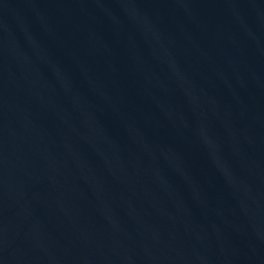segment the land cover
<instances>
[{"label":"water","instance_id":"1","mask_svg":"<svg viewBox=\"0 0 264 264\" xmlns=\"http://www.w3.org/2000/svg\"><path fill=\"white\" fill-rule=\"evenodd\" d=\"M0 264H264V0H0Z\"/></svg>","mask_w":264,"mask_h":264}]
</instances>
